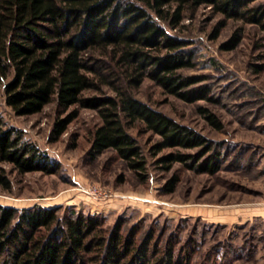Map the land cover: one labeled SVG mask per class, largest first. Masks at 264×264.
<instances>
[{
	"label": "trees",
	"instance_id": "16d2710c",
	"mask_svg": "<svg viewBox=\"0 0 264 264\" xmlns=\"http://www.w3.org/2000/svg\"><path fill=\"white\" fill-rule=\"evenodd\" d=\"M199 5L220 14L209 37L226 18L264 25V0H0L3 100L14 113L26 114L53 98L58 113L49 139L76 115L69 105L92 108L98 120L89 130L86 152L94 157L110 149L138 180L146 177V157L127 129L135 123L138 131L155 135L147 151L160 168L168 169L176 161L212 173L223 160L212 140L133 92L146 77L162 92L187 102L216 100L203 73L180 70L193 65L194 47L187 37L169 30ZM239 38L235 29L219 45L232 48ZM196 110L212 127H221L206 105L197 104ZM163 148L167 149L156 154ZM4 163L16 172H53L58 167L20 128L6 125L0 114V188L9 190ZM177 180L172 171L159 189L171 191ZM158 240L151 227L137 233L133 224L123 226L120 214L105 225L101 210L0 202V264L177 263L182 250L180 246L175 252L177 238L166 237L162 244ZM213 249L211 254L217 253Z\"/></svg>",
	"mask_w": 264,
	"mask_h": 264
},
{
	"label": "rangeland",
	"instance_id": "374dc122",
	"mask_svg": "<svg viewBox=\"0 0 264 264\" xmlns=\"http://www.w3.org/2000/svg\"><path fill=\"white\" fill-rule=\"evenodd\" d=\"M219 16L199 5L191 16L185 15L176 28L169 29L187 37L194 47L193 65L180 70L203 73L216 100L187 102L162 92L146 77L133 89L140 99L210 138L223 154L217 170L194 171L176 161L168 169L160 168L155 155L147 151L155 135L138 131L135 123L127 129L146 157V177L138 180L110 149L94 157L86 152L89 130L98 120L92 108L69 105L67 109L74 108L76 115L56 138L49 139L58 113L54 99L38 111L16 114L4 102L0 87L4 123L20 128L24 137L58 162L53 172H16L4 163L11 186L9 190L0 188V202L22 206L35 201L101 210L105 225L120 214L123 226L133 224L137 233L153 228L160 244L166 237H176L175 252L180 246L182 250L175 264H254L257 240L264 233L259 224L257 228L253 221L246 223L251 217L254 220L253 215L240 212L247 206L264 205V25L226 18L217 34L209 37ZM235 29L240 31L236 45L221 48L220 42ZM197 104L210 108L221 127L208 124L196 110ZM172 171L178 180L171 191L162 192L160 185ZM90 183L110 191L88 193L85 188ZM229 246L232 250H227ZM212 248L217 253L211 254ZM224 249L225 257L221 254ZM186 250L189 256L184 259Z\"/></svg>",
	"mask_w": 264,
	"mask_h": 264
},
{
	"label": "crops",
	"instance_id": "0c3cea01",
	"mask_svg": "<svg viewBox=\"0 0 264 264\" xmlns=\"http://www.w3.org/2000/svg\"><path fill=\"white\" fill-rule=\"evenodd\" d=\"M244 210L240 213H242V215H246V216H251L253 215V219L252 217L250 219H248V221L246 223H249L250 221L254 222V225L258 228V225L260 226V232L262 231L264 233V205H259V206H247L243 208ZM256 218H258L259 220H256ZM260 219L262 222H260ZM245 223V224H246ZM262 237V239L260 238V240H257V246H256V251H255V256L256 259L254 261V264H264V234Z\"/></svg>",
	"mask_w": 264,
	"mask_h": 264
},
{
	"label": "built area",
	"instance_id": "2783aa9c",
	"mask_svg": "<svg viewBox=\"0 0 264 264\" xmlns=\"http://www.w3.org/2000/svg\"><path fill=\"white\" fill-rule=\"evenodd\" d=\"M85 191L90 193H96V194H108L109 193V189L108 188H104L101 187V185L96 184V183H90L87 185V187L85 188Z\"/></svg>",
	"mask_w": 264,
	"mask_h": 264
}]
</instances>
